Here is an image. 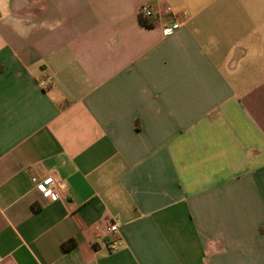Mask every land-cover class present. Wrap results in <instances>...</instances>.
Segmentation results:
<instances>
[{"label": "crops", "instance_id": "obj_1", "mask_svg": "<svg viewBox=\"0 0 264 264\" xmlns=\"http://www.w3.org/2000/svg\"><path fill=\"white\" fill-rule=\"evenodd\" d=\"M0 264H264V0H0Z\"/></svg>", "mask_w": 264, "mask_h": 264}, {"label": "built area", "instance_id": "obj_2", "mask_svg": "<svg viewBox=\"0 0 264 264\" xmlns=\"http://www.w3.org/2000/svg\"><path fill=\"white\" fill-rule=\"evenodd\" d=\"M168 11H172L170 6L167 7ZM139 15L142 21H150L156 18L155 9L149 4H143L139 7ZM181 26V22L178 18H175L171 22L164 23L162 26V32L164 35H171ZM32 181L35 186L42 191V193L52 200H58L62 198V190L67 187L65 180L55 176L47 175L44 178H39L36 175L32 176ZM119 228L117 222H109L108 230L112 233L116 232Z\"/></svg>", "mask_w": 264, "mask_h": 264}, {"label": "trees", "instance_id": "obj_3", "mask_svg": "<svg viewBox=\"0 0 264 264\" xmlns=\"http://www.w3.org/2000/svg\"><path fill=\"white\" fill-rule=\"evenodd\" d=\"M75 247H76V241L74 239H69L67 242H64L62 244V248L66 252L73 250Z\"/></svg>", "mask_w": 264, "mask_h": 264}]
</instances>
